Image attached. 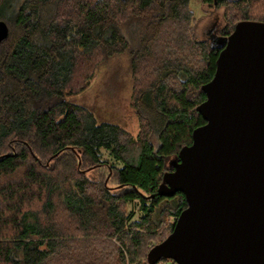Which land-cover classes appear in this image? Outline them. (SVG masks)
<instances>
[{
    "label": "trees",
    "instance_id": "obj_1",
    "mask_svg": "<svg viewBox=\"0 0 264 264\" xmlns=\"http://www.w3.org/2000/svg\"><path fill=\"white\" fill-rule=\"evenodd\" d=\"M191 1L0 0V264H150L188 205L158 189L206 123L197 107L218 42L240 20L264 21V0H200L227 15L202 39ZM117 53L135 76L136 136L69 99Z\"/></svg>",
    "mask_w": 264,
    "mask_h": 264
},
{
    "label": "water",
    "instance_id": "obj_2",
    "mask_svg": "<svg viewBox=\"0 0 264 264\" xmlns=\"http://www.w3.org/2000/svg\"><path fill=\"white\" fill-rule=\"evenodd\" d=\"M8 35L1 19L0 43ZM222 42L197 107L206 123L193 130L158 189L183 192L188 205L150 249V264H264V21L240 20Z\"/></svg>",
    "mask_w": 264,
    "mask_h": 264
},
{
    "label": "rangeland",
    "instance_id": "obj_3",
    "mask_svg": "<svg viewBox=\"0 0 264 264\" xmlns=\"http://www.w3.org/2000/svg\"><path fill=\"white\" fill-rule=\"evenodd\" d=\"M191 7L197 18L195 26L198 35L202 39L227 23V15H224L225 6L216 8L203 5L200 0H192ZM135 83L129 56L125 53H117L101 62L89 86L80 93L70 96L69 99L90 109L99 122L120 124L136 136L141 125L133 104ZM101 157L112 164L121 165L108 150L102 149ZM127 210L132 214L133 219L141 216L139 201L131 203ZM168 222L173 223L172 216L169 217ZM165 260L167 259H161L159 262Z\"/></svg>",
    "mask_w": 264,
    "mask_h": 264
},
{
    "label": "built area",
    "instance_id": "obj_4",
    "mask_svg": "<svg viewBox=\"0 0 264 264\" xmlns=\"http://www.w3.org/2000/svg\"><path fill=\"white\" fill-rule=\"evenodd\" d=\"M172 218H173V223L177 221V217L172 216ZM162 264H179V263L176 262V261L173 260V259H167V260H165Z\"/></svg>",
    "mask_w": 264,
    "mask_h": 264
}]
</instances>
